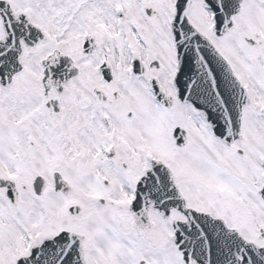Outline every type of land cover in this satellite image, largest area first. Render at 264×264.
<instances>
[{
    "label": "snow or ice",
    "instance_id": "1",
    "mask_svg": "<svg viewBox=\"0 0 264 264\" xmlns=\"http://www.w3.org/2000/svg\"><path fill=\"white\" fill-rule=\"evenodd\" d=\"M0 264H264V0H0Z\"/></svg>",
    "mask_w": 264,
    "mask_h": 264
}]
</instances>
